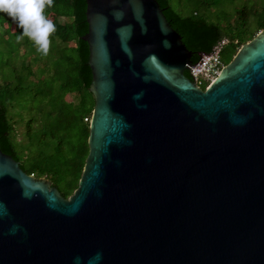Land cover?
<instances>
[{"label": "water", "instance_id": "95a60500", "mask_svg": "<svg viewBox=\"0 0 264 264\" xmlns=\"http://www.w3.org/2000/svg\"><path fill=\"white\" fill-rule=\"evenodd\" d=\"M94 98L68 197L0 111V264H264V29L202 88L218 31L164 0H72Z\"/></svg>", "mask_w": 264, "mask_h": 264}, {"label": "trees", "instance_id": "16d2710c", "mask_svg": "<svg viewBox=\"0 0 264 264\" xmlns=\"http://www.w3.org/2000/svg\"><path fill=\"white\" fill-rule=\"evenodd\" d=\"M189 1L194 3L192 9L186 8L187 1L174 8L171 0H164L176 17L216 28L218 39L213 47L225 38L233 56L243 43L264 29V0L237 6L221 21H211L207 13L213 3ZM44 15L56 26L47 56L38 52L28 37L17 41L23 30L0 12V25L8 24L0 46V111L4 139L23 170L37 178L46 177L68 197L78 186L88 154L94 98L80 74L82 50L72 0H53ZM229 17L231 21H225ZM233 56L221 54L224 64ZM19 122L23 124L18 138L21 148L15 150L13 141Z\"/></svg>", "mask_w": 264, "mask_h": 264}, {"label": "clouds", "instance_id": "9594fccd", "mask_svg": "<svg viewBox=\"0 0 264 264\" xmlns=\"http://www.w3.org/2000/svg\"><path fill=\"white\" fill-rule=\"evenodd\" d=\"M53 0H0V12L11 17L23 31L17 41L28 37L37 46V51L47 56L50 50V36L56 31L55 24L44 15L46 7Z\"/></svg>", "mask_w": 264, "mask_h": 264}, {"label": "rangeland", "instance_id": "374dc122", "mask_svg": "<svg viewBox=\"0 0 264 264\" xmlns=\"http://www.w3.org/2000/svg\"><path fill=\"white\" fill-rule=\"evenodd\" d=\"M205 1L213 3L210 6V9L207 11V13L211 14V18H212V19L210 18L211 21H221V20H223L222 18L225 15L232 14L234 12V9L237 6H241V5H244V4H247V3L249 4V3L253 2V1L257 2V1H263V0H205ZM184 2H186L185 6H186L187 9H192L193 8L192 6H193L194 3L192 1H189V0H171V4H172V6L174 8H178V6L180 4H182V3H184ZM228 20L231 21V17L225 19V21H228ZM7 25L8 24L5 23V26H7ZM5 26L4 25H0V46H3V44H4L2 42V37L6 38V35L3 34ZM13 26H14L13 24L9 25L11 30L14 29ZM221 54H224L226 56H230V55L233 56V54H231L229 46H227V45L223 46ZM205 83L206 82H204V84ZM204 84L202 85V87H205ZM67 98L69 99L70 96H67ZM17 130H18L17 137H16L17 139H15L13 141V145H14V149L15 150H19L21 148V145L18 142V138L21 137L20 132L23 131V124L22 123H20V122L18 123Z\"/></svg>", "mask_w": 264, "mask_h": 264}, {"label": "built area", "instance_id": "2783aa9c", "mask_svg": "<svg viewBox=\"0 0 264 264\" xmlns=\"http://www.w3.org/2000/svg\"><path fill=\"white\" fill-rule=\"evenodd\" d=\"M227 40L225 38L217 42L211 53L203 52L200 55L201 62L193 67L190 72L194 83L200 87L204 84L206 87L220 72L222 67L225 65L221 58L223 46L226 45ZM202 87V88H205Z\"/></svg>", "mask_w": 264, "mask_h": 264}]
</instances>
